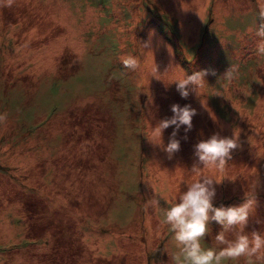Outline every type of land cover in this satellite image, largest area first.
Wrapping results in <instances>:
<instances>
[{"label":"rangeland","instance_id":"1","mask_svg":"<svg viewBox=\"0 0 264 264\" xmlns=\"http://www.w3.org/2000/svg\"><path fill=\"white\" fill-rule=\"evenodd\" d=\"M195 71L181 97L169 82ZM174 102L196 133L169 157L145 130ZM231 129L213 204L254 191L245 230L264 229V0H0V264H176L146 201L178 196L195 142Z\"/></svg>","mask_w":264,"mask_h":264},{"label":"clouds","instance_id":"2","mask_svg":"<svg viewBox=\"0 0 264 264\" xmlns=\"http://www.w3.org/2000/svg\"><path fill=\"white\" fill-rule=\"evenodd\" d=\"M122 63L135 67L137 58L125 56ZM202 71L177 76L175 88L181 97H187L189 86L192 87L202 79ZM171 115L152 122L145 130V136L154 145L159 146L169 157L179 150L181 138L187 139L188 131L193 127L192 120L196 109L190 104L174 102L170 105ZM169 125L172 126L165 143L162 133ZM182 132L183 135L178 136ZM239 144V134L231 129V135L213 131L206 138H201L193 145L195 157L191 166L192 173L197 177L185 182V188L178 196L169 199L165 193L154 194L146 204H150L158 213L160 222L167 225L170 239L174 243L173 259L176 264H225L226 261L243 257L246 264H259L264 258V229L245 230L249 215L255 205V194L244 193V199L238 204H213L218 182L214 175L204 173V170L221 169L226 159L231 156V150ZM163 201V202H162ZM220 225L215 233V246L204 242L205 233L210 232L209 222ZM259 223V221H257ZM235 226L231 238L226 236Z\"/></svg>","mask_w":264,"mask_h":264},{"label":"crops","instance_id":"3","mask_svg":"<svg viewBox=\"0 0 264 264\" xmlns=\"http://www.w3.org/2000/svg\"><path fill=\"white\" fill-rule=\"evenodd\" d=\"M147 124L149 125L150 124V121H147ZM193 128V127H192ZM192 128L188 131V133L186 134L187 135V138H188V135L190 134L191 135V137H192V135H194L196 132H194V130H192ZM171 129H172V126L171 125H169L167 128H165L164 130H163V134H167V135H169V133L171 132ZM192 130V131H191ZM182 135H183V133H182ZM190 137V138H191ZM163 139H164V141L165 142H167V139H168V137H163ZM144 140H147V139H144ZM175 170V169H174ZM164 173H166V171L164 172ZM167 174H169V172L167 173Z\"/></svg>","mask_w":264,"mask_h":264}]
</instances>
